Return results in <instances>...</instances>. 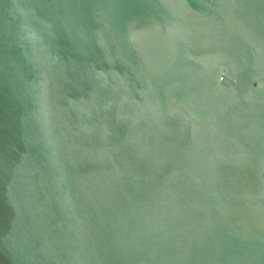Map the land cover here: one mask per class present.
Here are the masks:
<instances>
[{
	"label": "water",
	"instance_id": "obj_1",
	"mask_svg": "<svg viewBox=\"0 0 264 264\" xmlns=\"http://www.w3.org/2000/svg\"><path fill=\"white\" fill-rule=\"evenodd\" d=\"M0 264H264V0H0Z\"/></svg>",
	"mask_w": 264,
	"mask_h": 264
}]
</instances>
